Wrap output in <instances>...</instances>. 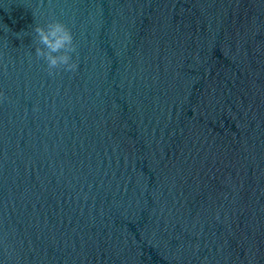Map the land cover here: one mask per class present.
Returning <instances> with one entry per match:
<instances>
[{
  "label": "water",
  "instance_id": "obj_1",
  "mask_svg": "<svg viewBox=\"0 0 264 264\" xmlns=\"http://www.w3.org/2000/svg\"><path fill=\"white\" fill-rule=\"evenodd\" d=\"M0 264H264V0H0Z\"/></svg>",
  "mask_w": 264,
  "mask_h": 264
},
{
  "label": "clouds",
  "instance_id": "obj_2",
  "mask_svg": "<svg viewBox=\"0 0 264 264\" xmlns=\"http://www.w3.org/2000/svg\"><path fill=\"white\" fill-rule=\"evenodd\" d=\"M39 43L35 54L43 58L51 74L53 70L63 67L66 71H74L78 67L72 54L76 51L71 30L59 20H51L46 26L37 24L34 29Z\"/></svg>",
  "mask_w": 264,
  "mask_h": 264
}]
</instances>
